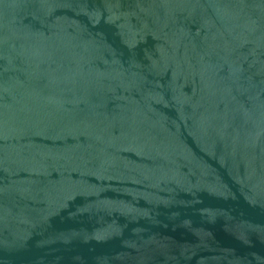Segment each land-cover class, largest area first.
Instances as JSON below:
<instances>
[{
	"label": "water",
	"instance_id": "obj_1",
	"mask_svg": "<svg viewBox=\"0 0 264 264\" xmlns=\"http://www.w3.org/2000/svg\"><path fill=\"white\" fill-rule=\"evenodd\" d=\"M0 264H264V0H0Z\"/></svg>",
	"mask_w": 264,
	"mask_h": 264
}]
</instances>
